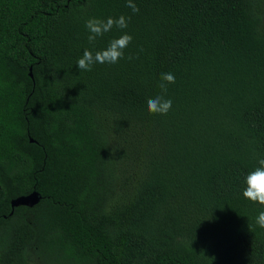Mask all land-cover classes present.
Instances as JSON below:
<instances>
[{
  "label": "trees",
  "instance_id": "trees-1",
  "mask_svg": "<svg viewBox=\"0 0 264 264\" xmlns=\"http://www.w3.org/2000/svg\"><path fill=\"white\" fill-rule=\"evenodd\" d=\"M127 2L0 0V264H264V205L243 196L264 158V0ZM120 15L89 43V18ZM124 33L125 58L77 67ZM161 94L172 109L150 113Z\"/></svg>",
  "mask_w": 264,
  "mask_h": 264
},
{
  "label": "clouds",
  "instance_id": "clouds-1",
  "mask_svg": "<svg viewBox=\"0 0 264 264\" xmlns=\"http://www.w3.org/2000/svg\"><path fill=\"white\" fill-rule=\"evenodd\" d=\"M127 7L133 13H138L139 8L133 2L128 0ZM131 17L120 15L118 18L108 17L105 19L89 18L86 21L85 27L90 33L88 35L89 43H94L98 37H103L105 33L110 32L114 27L118 29L128 28ZM133 36L124 33L119 38L110 41L108 47L104 50L97 51L95 54L91 50H85L83 55L77 61V67L82 71H91L93 67L99 64H115L119 60L125 58V49L132 43ZM131 59V57H128ZM160 88L164 94L168 91V84L176 82L175 76L172 73L161 74ZM157 95L147 100L148 111L152 114L167 115L172 109V100L165 98V95ZM258 166L246 176V187L243 191V196L252 201L264 205V158L257 162ZM256 224L260 228H264V211H261L256 217Z\"/></svg>",
  "mask_w": 264,
  "mask_h": 264
},
{
  "label": "water",
  "instance_id": "water-1",
  "mask_svg": "<svg viewBox=\"0 0 264 264\" xmlns=\"http://www.w3.org/2000/svg\"><path fill=\"white\" fill-rule=\"evenodd\" d=\"M31 76H33V71H32V67H31V71H30ZM40 195L37 191H33L32 193L28 194V195H23V196H19L15 199L12 200V207L13 209L16 206L19 205H29L32 206L34 204H36L39 200H40Z\"/></svg>",
  "mask_w": 264,
  "mask_h": 264
}]
</instances>
